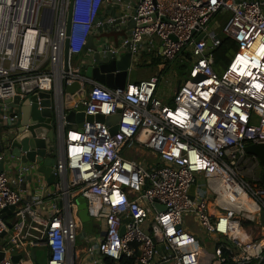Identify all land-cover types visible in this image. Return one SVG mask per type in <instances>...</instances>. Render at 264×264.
<instances>
[{"label":"built area","instance_id":"1","mask_svg":"<svg viewBox=\"0 0 264 264\" xmlns=\"http://www.w3.org/2000/svg\"><path fill=\"white\" fill-rule=\"evenodd\" d=\"M49 9L51 33L40 26ZM222 9L231 12L222 35L236 49L218 74L212 50L220 34L209 24ZM111 31L116 43L106 48L129 50L130 63L140 51L166 61L189 54L169 102L157 95L162 75L110 88L81 72L92 53L88 37ZM75 82L74 93L63 92ZM40 93L49 94L54 119L56 178L48 185L38 177L37 193L24 200L20 188L38 173L37 161L0 152V264H36L34 245L46 246V264H118L123 256L134 264H200L204 251L210 264H264L263 167L245 151L264 143V0H0V126L19 119V104L6 101L36 95L41 111ZM70 110L118 119L66 129ZM39 124L29 113L23 131ZM198 180L209 196L199 198ZM78 197L101 223L98 240L84 237L79 249ZM190 215L212 251L183 226Z\"/></svg>","mask_w":264,"mask_h":264},{"label":"water","instance_id":"2","mask_svg":"<svg viewBox=\"0 0 264 264\" xmlns=\"http://www.w3.org/2000/svg\"><path fill=\"white\" fill-rule=\"evenodd\" d=\"M49 23L43 24L41 22L40 26L47 33L52 31V18L53 10H48ZM128 25L132 26V19L128 21ZM111 34V33H110ZM116 36V33H113ZM208 46L211 43L207 42ZM86 47L91 50L90 56H87V67L82 69L81 72L94 78L95 80L102 82L109 86L110 88H123L128 81L127 68L130 64L131 55L130 51L127 50L121 55H113L106 47L104 43H94L93 36L90 35L87 40ZM68 61V46L65 43L64 46V65L66 66ZM199 77L195 78L198 79ZM181 79L177 81V87H179ZM79 87L78 83L75 82L71 85H67L63 88V92L74 93ZM39 97L43 98L41 104L44 108L41 111L36 110V100L37 96L32 95L28 99H24L21 103L19 97L15 96L12 101H6L10 106H15L19 104V119L17 122L7 121L4 125L0 126V152L7 148L12 155L19 158L22 162H35L37 161V172L41 173L47 183L50 185L55 181V175L53 172V167L55 163V133H54V119L52 117L51 109L48 107L50 104L49 94L40 93ZM31 102V105L29 104ZM31 114L33 118L40 121V126L32 125L27 127V131H23V126L27 122V117ZM65 119L69 124L66 125V129L71 127L70 124L76 121V126L80 127L83 121L92 120H104L107 123H113L117 121L118 115H112L104 118L101 115H85L83 112L75 113L70 110L66 113ZM111 132L116 131V125L111 127ZM38 135L34 137L33 135ZM245 151L247 153L253 154L258 157L262 167L263 172L261 176L262 183L264 185V143L250 144L245 146ZM4 160L0 159V171L3 169ZM194 185L190 186L189 192L191 195L194 193ZM78 205V216L82 223L89 221L90 217L87 214L85 201L82 197L76 199ZM157 207V204H154ZM159 207V206H158ZM6 209L7 213L10 210ZM264 219V214L262 215ZM7 227L11 224L8 220H5ZM123 231V230H121ZM2 233L0 236H2ZM42 251V255L47 259V249L45 245H34L31 247L30 256L36 264H46V261H40L37 257V252ZM211 257L206 251L202 253L199 259L200 264H210V261L206 257ZM3 257V252H0V259ZM20 255H12L11 260L17 261Z\"/></svg>","mask_w":264,"mask_h":264},{"label":"rangeland","instance_id":"3","mask_svg":"<svg viewBox=\"0 0 264 264\" xmlns=\"http://www.w3.org/2000/svg\"><path fill=\"white\" fill-rule=\"evenodd\" d=\"M231 16V12L229 10L222 9L219 12H217L212 20L210 21L209 27L214 28L215 33H218L222 35V29L228 19ZM112 35H109L110 39H116L117 37ZM153 41L156 44L157 38L153 37ZM110 45V44H109ZM75 58L73 59V64L76 62ZM182 67L180 66V63H177L176 60H168L166 61L162 57H157L156 53H154V50L151 52L143 53L140 51L138 58L136 61H132L130 63V71L128 74V81L129 82H135L136 80L139 81V79L143 78L142 76L145 74H154V75H162L164 77L163 81L170 82V87L174 88L177 80H179V76L186 77V72L190 67L189 58L188 61L185 62ZM163 69V71H162ZM223 70V68H222ZM222 72V71H221ZM184 73V74H183ZM185 75V76H184ZM136 81V82H137ZM168 83H164L160 86L161 92H164L165 94H168ZM171 91V90H170ZM70 98L68 101V97L66 96L67 103H70ZM169 97H166V102H168ZM144 159L145 157H141V159ZM139 160V161H140ZM148 160V159H146ZM198 196H209V193L206 191L204 187V183L202 180H198ZM198 199H196L197 201ZM101 223L99 220H96L94 218H90L89 221L80 223V226L78 227V233L76 235V244L75 247L79 249L82 246H85V238L88 236H94L96 240L99 238V229H100ZM183 226H185L188 230L195 232L198 235V238L203 242L204 247L208 251H212L213 249V242L210 240V238L203 233L202 229L199 227L198 221L194 216H187L184 218ZM37 257L40 261L45 260L46 257L42 255V251L37 252ZM79 261L76 260L75 264H78Z\"/></svg>","mask_w":264,"mask_h":264},{"label":"crops","instance_id":"4","mask_svg":"<svg viewBox=\"0 0 264 264\" xmlns=\"http://www.w3.org/2000/svg\"><path fill=\"white\" fill-rule=\"evenodd\" d=\"M130 27L131 26H129L128 22H127V25H126L125 29L122 31V35L128 33V30H129ZM91 35L93 36L94 43H98V44L104 43V44H107V45H109V44L111 45V43H114V42L116 43L115 40L109 38V35H112L110 33L108 35H106V34L101 35L99 33H92ZM143 53H146V52H143ZM138 55L139 54L136 55V59L134 61L137 60ZM151 75H153V74H150V73L149 74H145V75L142 76L143 78H141V79H147ZM141 79H139V80H141ZM164 83H168V81L167 80L166 81H163V80L161 81V83L159 85V88H158V91H157V95L162 100H164L165 102H166V97H169V100H168V102H169L170 99H171V93L177 87V82H176L174 88L170 87V84H171L170 82L168 83V87H169V90H168L169 93L168 94H165L164 92H161V90H160V86L163 85ZM25 177H26L25 182L22 184V186L20 188V191H21L23 199L29 201L37 193L36 190H37L38 187H37L36 179L39 177V178L43 179L45 183H47V181H46L45 177L39 172L37 174L36 173H29Z\"/></svg>","mask_w":264,"mask_h":264},{"label":"trees","instance_id":"5","mask_svg":"<svg viewBox=\"0 0 264 264\" xmlns=\"http://www.w3.org/2000/svg\"><path fill=\"white\" fill-rule=\"evenodd\" d=\"M219 39H220L219 45L212 50V55L214 59L213 69L218 74H220L221 71H223L222 68L224 69L226 65L229 63L236 49V42L233 39L224 35H219ZM188 58H189L188 53H182L177 57H175L174 60H176L177 63H180V66L182 67L183 65L181 64L187 62ZM178 79H181V81H183L185 77L183 78V76L181 77L179 76ZM106 264H114V262H112L109 259H106ZM118 264H134V262L131 258L123 256L119 260Z\"/></svg>","mask_w":264,"mask_h":264},{"label":"bare ground","instance_id":"6","mask_svg":"<svg viewBox=\"0 0 264 264\" xmlns=\"http://www.w3.org/2000/svg\"><path fill=\"white\" fill-rule=\"evenodd\" d=\"M21 3V1H19V4ZM32 33H33V31H32Z\"/></svg>","mask_w":264,"mask_h":264}]
</instances>
